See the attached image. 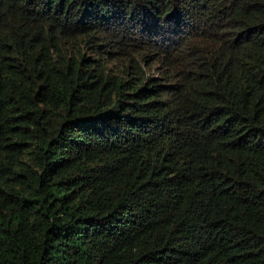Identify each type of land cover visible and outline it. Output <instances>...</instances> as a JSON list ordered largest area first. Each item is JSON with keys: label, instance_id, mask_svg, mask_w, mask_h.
I'll use <instances>...</instances> for the list:
<instances>
[{"label": "trees", "instance_id": "trees-1", "mask_svg": "<svg viewBox=\"0 0 264 264\" xmlns=\"http://www.w3.org/2000/svg\"><path fill=\"white\" fill-rule=\"evenodd\" d=\"M0 264H264V0H0Z\"/></svg>", "mask_w": 264, "mask_h": 264}]
</instances>
